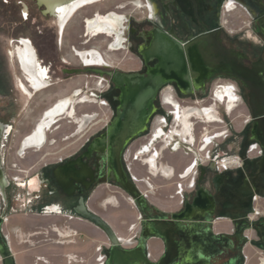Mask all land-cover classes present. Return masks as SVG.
<instances>
[{
	"label": "flooded vegetation",
	"instance_id": "obj_1",
	"mask_svg": "<svg viewBox=\"0 0 264 264\" xmlns=\"http://www.w3.org/2000/svg\"><path fill=\"white\" fill-rule=\"evenodd\" d=\"M50 1L63 8L74 0ZM105 1L77 8L63 28L61 9L18 1L21 19H32V4L47 23L33 25L31 37L11 38V49L0 56V245L18 264L12 245L30 244L28 230L50 226L46 217L96 227L78 214L81 209L113 230L138 228V235L118 236L120 246L131 249L146 221L186 210L191 220L173 226L172 264H264V0H121L97 7ZM134 1L145 9L140 18L115 11ZM111 11L121 19L116 47L115 32L86 28L88 20ZM195 40L203 51L196 75L187 60L178 64V76L158 87L144 127L120 151L114 137L102 144L120 106L114 72L145 75L164 46L185 50ZM24 43L32 79L17 52ZM125 60L137 67H118ZM26 98L38 111L24 114ZM205 109L211 120L196 112ZM128 112L136 122L140 110ZM61 130L63 152L51 157L48 147L57 139L50 134ZM120 183L138 190L143 208ZM161 187L163 193L150 192ZM124 202L138 214L135 221L121 209ZM160 241L157 259L145 248L148 260L162 256ZM32 256L27 264H48Z\"/></svg>",
	"mask_w": 264,
	"mask_h": 264
},
{
	"label": "water",
	"instance_id": "obj_2",
	"mask_svg": "<svg viewBox=\"0 0 264 264\" xmlns=\"http://www.w3.org/2000/svg\"><path fill=\"white\" fill-rule=\"evenodd\" d=\"M201 46L202 43L198 40L192 41L189 45H186L185 50L176 43H173L171 47L164 46L162 48V58H160V62L148 68L145 75L115 71L112 79L115 87L120 93L118 98L120 106L118 115L114 119L113 124L108 128L107 133L102 135V144H105L106 141L110 143L112 137H114L118 143V150L120 151L124 143L130 137L136 135L139 129L144 127L158 87L168 79L178 76L177 73H179V71H177L175 67H177L178 64L183 65L187 60L192 68V74L197 71L199 66L198 63L202 61L203 56ZM221 51L223 50L221 49ZM154 54L155 52L153 55ZM186 77L188 76L186 75ZM143 107L147 108L146 112H144ZM131 110L133 112L134 110H140L136 115V122L133 123L131 121L134 117L128 112ZM96 145L97 141H94L89 146L88 151L94 150ZM120 184L130 193L132 199H134L139 207L143 208L144 201L138 190L132 185ZM158 213L163 217L166 216L163 212ZM78 214L91 221L106 235L110 246L107 251L105 264H172L173 260L177 257L173 252L175 247L173 226L177 221L184 220V222H187L191 220L186 210L179 214H171L168 220H148L142 226L138 244L131 249H126L120 246V238L117 236L116 232L100 217L81 209L78 210ZM151 237L162 239L165 245L162 256L156 261H150L146 257V242ZM0 256L3 258L4 264H14L12 257L8 254V251L3 245H0Z\"/></svg>",
	"mask_w": 264,
	"mask_h": 264
},
{
	"label": "rangeland",
	"instance_id": "obj_3",
	"mask_svg": "<svg viewBox=\"0 0 264 264\" xmlns=\"http://www.w3.org/2000/svg\"><path fill=\"white\" fill-rule=\"evenodd\" d=\"M19 0H0V56L5 57V51L7 49H11L9 47L8 41L11 38H15L16 36H33L32 29L38 26L41 27L42 25L46 24L47 22L38 16V11L32 4L29 5L31 11H33L34 16L31 20L25 21L21 19V6L18 3ZM28 1V0H27ZM121 0H108L100 2L97 4L98 8H104ZM123 1V0H122ZM135 2V1H134ZM117 13L128 15L130 14L135 19L140 18L144 14V7L135 6L133 3L127 5L123 9L115 10ZM34 22V23H33ZM34 25V26H33ZM113 55L116 58L123 56V53L114 52ZM130 56V55H129ZM118 67L123 69H131L136 68L137 66L134 65L130 60L123 61L119 63ZM43 91L38 92V94H42ZM26 98L22 101V107L24 108V114H28L32 109L38 111L39 107L35 106L32 107V102ZM40 102V101H39ZM103 112L106 110V107H102ZM41 109V106H40ZM100 118H105L104 114H100ZM63 130L55 131L50 134L51 138L55 137L57 139V143L49 146L48 150L51 152V157H56L63 152L62 147L65 145V141L60 140V136H62ZM159 184H163L162 181ZM167 184V183H165ZM165 188H158L156 190H152L150 192L163 193ZM154 193H149L150 196H153ZM113 208V207H112ZM115 211H118V208H113ZM121 209H125L126 211L130 212L132 221H135L138 214L135 212L132 204L124 202ZM47 221L50 223V226L41 228H30L28 232L32 234L29 236L30 244L22 243L18 246L12 245L13 252L15 253V258L18 264H27L28 262L33 259L32 254L37 256H43L47 261L48 264H59L58 258L66 261V264H95V257L97 254L96 248L100 247L101 254L104 255L107 253L108 248L110 246L109 241L106 235L99 230L97 235V230L94 226L90 224H83L81 226L80 221H76L74 219H69L67 217L61 216H49L46 217ZM85 225V226H84ZM111 225L115 226V222L111 221ZM87 227H94L93 230ZM91 229V230H90ZM116 228L114 227L115 231H118L120 235L124 239H128L129 237L133 236L134 234L138 235V228ZM34 233V234H33ZM24 238V236H23ZM19 239V237H18ZM87 243L86 250H79L80 245H84ZM121 246L124 248L130 246L127 243H121ZM29 249V252H23L22 250ZM60 252L61 254L58 256L56 253ZM106 257V256H105ZM106 261V259H105ZM34 264H44L41 261H37Z\"/></svg>",
	"mask_w": 264,
	"mask_h": 264
},
{
	"label": "bare ground",
	"instance_id": "obj_4",
	"mask_svg": "<svg viewBox=\"0 0 264 264\" xmlns=\"http://www.w3.org/2000/svg\"><path fill=\"white\" fill-rule=\"evenodd\" d=\"M96 1H102V0H74L73 2H71V3L67 4L66 6H64L63 8H59L58 7V6H60V4H57L58 2L55 3V5H53L54 7L50 6V2H51L50 0H40V3H42V2L44 3L45 2L48 5V9L50 11H53V9L54 10L55 9H57V10L61 9L59 11H60V18H61V25H62L61 27L63 28L65 22L70 18L72 13L77 8H79L81 6L88 5V4L96 2ZM135 5L138 6V7H142L143 6L141 2H137V1L135 2ZM111 12L112 13L107 14L105 16H103V15L101 16L100 14H98L97 18H94V20H88L87 24H86V28H87L88 31L89 30L90 31L97 30L96 32H101V33L107 32L108 34H111L112 32H115L116 38H115V42H114L113 45H114V47H116L118 45V38L120 37V33H121V31H119V29H117V27L121 26V19L116 16L115 11H111ZM27 50H29V49H28L26 43H24V45L22 47L21 46H17V52H18V56H19V59H20V62H21V66H22L23 70L28 73V76L32 79V78H35V77H34V74H32L33 71L29 69L30 68L29 62H30L31 58H30V55L28 54ZM92 53L95 54L94 52H92ZM81 57L84 58V54L83 53L81 54ZM89 60H90V58H89ZM91 60L93 61L94 59L92 58ZM95 60H97V59H95ZM35 81H36V79H35ZM35 81L31 80L32 85H34V86L37 85V84L35 85ZM196 112L199 115H204L206 118H210V120H211V116L209 115L207 109L202 110V111L196 110ZM187 115H188V113H187ZM41 124H43V123H41ZM40 129L42 130L41 127H40ZM31 142H33V141H31Z\"/></svg>",
	"mask_w": 264,
	"mask_h": 264
},
{
	"label": "crops",
	"instance_id": "obj_5",
	"mask_svg": "<svg viewBox=\"0 0 264 264\" xmlns=\"http://www.w3.org/2000/svg\"><path fill=\"white\" fill-rule=\"evenodd\" d=\"M80 222H81V226H83L84 222H82V221H80ZM87 228H91L93 230L94 227H87ZM96 230H97V235H98V232L100 229L96 228ZM115 232H116L117 236L122 238V236L120 235V233L118 231H115ZM86 246H87V243L84 245L81 244L79 250H81V251L86 250V248H87ZM146 247H147L148 252L151 255L152 260L157 259V257H159L163 251V245H162L160 239L157 237H151L150 239H148L147 243H146ZM56 254L59 256L61 253L57 252ZM58 261H59V264H66L65 263L66 261L64 260V262H63V260L60 258H58Z\"/></svg>",
	"mask_w": 264,
	"mask_h": 264
},
{
	"label": "built area",
	"instance_id": "obj_6",
	"mask_svg": "<svg viewBox=\"0 0 264 264\" xmlns=\"http://www.w3.org/2000/svg\"><path fill=\"white\" fill-rule=\"evenodd\" d=\"M97 254L95 257V264H105V255L101 254V249L100 247L96 248Z\"/></svg>",
	"mask_w": 264,
	"mask_h": 264
}]
</instances>
